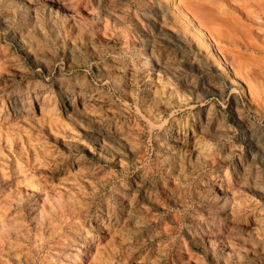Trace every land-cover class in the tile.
<instances>
[{
    "label": "rangeland",
    "instance_id": "374dc122",
    "mask_svg": "<svg viewBox=\"0 0 264 264\" xmlns=\"http://www.w3.org/2000/svg\"><path fill=\"white\" fill-rule=\"evenodd\" d=\"M0 264H264V0H0Z\"/></svg>",
    "mask_w": 264,
    "mask_h": 264
},
{
    "label": "bare ground",
    "instance_id": "6f19581e",
    "mask_svg": "<svg viewBox=\"0 0 264 264\" xmlns=\"http://www.w3.org/2000/svg\"><path fill=\"white\" fill-rule=\"evenodd\" d=\"M232 21V20H231ZM227 22V21H226ZM234 22V21H233ZM225 23V22H224ZM232 22H230V24H231ZM227 24V23H226ZM225 24V25H226ZM206 25H207V23H206ZM224 25V24H223ZM222 25V26H223ZM235 25V24H234ZM234 25H233V27H234ZM226 26H229V25H226ZM230 27V26H229ZM232 27V26H231ZM236 28V27H235ZM209 30V29H208ZM206 31V30H205ZM210 31V30H209ZM208 31V32H209ZM214 31V30H213ZM234 31V30H233ZM206 33H207V31H206ZM193 34V33H192ZM221 34H222V32H221ZM221 34H220V36H221ZM207 35H209V33H207ZM214 35V34H213ZM212 35V36H213ZM218 35V34H217ZM194 36H196V35H194ZM200 36H202L201 34H200ZM214 37H215V35H214ZM200 38V37H199ZM204 38V37H203ZM212 38V37H211ZM214 39V38H213ZM216 39H218L217 37H216ZM226 39V38H225ZM211 40V39H210ZM199 41V40H198ZM222 41V40H221ZM224 42V41H223ZM200 45V44H199ZM202 46V45H201ZM250 46V45H249ZM208 48V47H207ZM148 55H149V53H148ZM214 57V56H213ZM148 62H150V60L148 59V58H144V60L140 63V68L141 69H143V68H145L146 66H147V64H148ZM133 66V65H132ZM163 66V65H162ZM164 67V66H163ZM134 72V71H133ZM138 72V71H137ZM147 72V71H146ZM82 79V78H81ZM80 79V80H81ZM86 81V80H85ZM156 83V82H155ZM65 86V85H64ZM163 86V85H162ZM59 89V88H58ZM171 89V88H170ZM76 90V89H75ZM83 92V91H82ZM169 92V91H168ZM47 93V92H46ZM164 93V92H163ZM46 95H48V94H46ZM180 95H182V94H180ZM44 96V95H43ZM52 96V95H51ZM51 96L50 97H44L43 98V103H41V106H38L39 108L37 109V111H39V113H40V115L39 116H41V115H43V114H47V116L48 117H54V115L56 114H52L51 112H53V111H55L56 112V110H60V109H63L64 107L65 108H69L70 109V111H71V113L72 114H78V116L80 115V116H83L84 118H88V119H91V120H96V119H98V117H99V115L100 114H98V111H99V109H98V106L96 107V106H93V105H87L86 103H85V101H84V97L82 96V95H77L76 97H74V100H72V101H70L69 103H67V104H65V105H62V106H60L59 107V105H58V103L56 102V103H54L52 100V98H51ZM165 96V95H164ZM103 97V96H102ZM161 97H162V95H161ZM159 98V97H158ZM173 98V97H172ZM159 100V99H158ZM52 103H54L53 105H52ZM50 104L52 105V107L51 108H49V106H50ZM45 105H49L48 107L47 106H45ZM35 106V105H34ZM62 107V108H61ZM159 108V107H158ZM163 109V108H162ZM30 110V109H29ZM105 110V109H104ZM155 110V109H154ZM111 112H113V111H111ZM111 112H109V113H111ZM155 113V112H154ZM108 114V113H107ZM67 115V114H66ZM3 116V115H2ZM33 116V115H32ZM31 116V117H32ZM57 116V115H56ZM54 117V118H56V119H58L59 117L57 116V117ZM68 116V115H67ZM66 116V117H67ZM70 116V115H69ZM74 115H72V116H70V117H73ZM147 116H149V115H147ZM25 117V116H24ZM27 117V116H26ZM29 117L30 116H28V118L27 119H29ZM47 117V119L49 120V118ZM140 117V116H139ZM144 117V116H143ZM156 117V116H155ZM45 119H46V116L44 117ZM69 118V117H68ZM145 118V117H144ZM152 118V117H151ZM22 119V118H21ZM23 119H25V118H23ZM36 119V118H35ZM46 119V120H47ZM67 119V118H66ZM53 120V119H52ZM55 120V119H54ZM69 120V119H68ZM110 120V119H109ZM154 120V119H153ZM23 121V120H22ZM33 121V120H32ZM61 121V120H60ZM85 121V120H84ZM146 121H147V119H146ZM149 121V120H148ZM50 122H52V121H50ZM23 123H24V121H23ZM57 123H58V121H57ZM150 123V122H149ZM153 123H154V121H153ZM48 124V123H47ZM52 124H53V122H52ZM51 124V125H52ZM61 124V123H60ZM79 124V123H78ZM152 124V123H151ZM55 125V124H54ZM42 126H43V124H42ZM49 126V125H48ZM67 126V125H66ZM40 127V126H39ZM126 127V126H125ZM157 127V126H156ZM58 128V127H57ZM81 128V127H80ZM83 128V127H82ZM139 128V127H138ZM120 129V128H119ZM63 130H64V126H63ZM63 130H62V132H63ZM121 130V129H120ZM120 130H115V132L114 133H116V135L117 136H119V137H121V138H123V139H125V141L126 142H129L130 141V137H128V131L127 132H124L123 130L122 131H120ZM51 131V130H50ZM57 131V130H56ZM65 131V130H64ZM75 131V130H74ZM61 132V133H62ZM133 132V131H132ZM115 135V134H114ZM164 140V139H163ZM171 140V139H170ZM121 141V140H120ZM166 141V140H165ZM169 141V140H168ZM109 142V141H108ZM125 142V143H126ZM172 142L174 143V144H176V147H178L179 146V148H180V146L182 145L181 144V142H179V140L177 139V137H173L172 138ZM198 144V143H197ZM260 145V144H259ZM262 145V144H261ZM199 146V145H198ZM175 147V148H176ZM200 150V149H199ZM177 151V150H176ZM179 151V150H178ZM261 151V150H260ZM174 153V152H173ZM80 172V171H79ZM83 175V174H82ZM76 176V175H75ZM224 177H225V175H224ZM209 186V185H208ZM219 190V189H218ZM232 203V202H231ZM117 226V225H116ZM122 232V231H121ZM114 233V232H113ZM111 237V236H110Z\"/></svg>",
    "mask_w": 264,
    "mask_h": 264
}]
</instances>
